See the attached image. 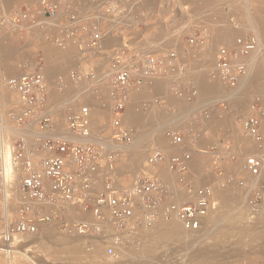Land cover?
Returning a JSON list of instances; mask_svg holds the SVG:
<instances>
[{
    "label": "built area",
    "instance_id": "2783aa9c",
    "mask_svg": "<svg viewBox=\"0 0 264 264\" xmlns=\"http://www.w3.org/2000/svg\"><path fill=\"white\" fill-rule=\"evenodd\" d=\"M139 1L39 0L15 8L4 21L9 26L23 24L30 34L39 33L51 46L82 63L70 73L71 88L85 83L94 102L67 103L59 112L42 69L23 71L5 81L6 88L16 94L13 125L33 131L29 138L0 148V160L8 161L21 195L15 220L7 223L1 235V250L7 258L16 239L34 236L40 226L62 219L70 220L63 226L65 232L98 240L111 258L159 221L176 219L185 232L198 233L214 210V188L199 184L192 154L185 150L179 133L166 131L169 147L150 150L138 172L122 169L117 149L131 145L135 138L133 128L124 122L133 95L154 94L160 83L177 98L194 100L198 90L189 80L191 61L201 62L198 58L213 43L211 30L218 22L216 16L210 24L205 17L191 21L183 1L165 0L158 11L164 20L156 21L153 34L168 33L167 39L132 40L129 31L142 33L144 11ZM225 11L238 34L230 44L221 41L206 76L235 88L259 39L240 31L237 18ZM64 82L58 79L57 94L66 91ZM97 109L106 111L109 118L104 130L93 126ZM243 130L252 143L262 144L257 117L248 116ZM213 168L219 171L216 165ZM240 174L244 181L230 177L227 182L247 190L248 207L258 212L264 198L263 160L246 155Z\"/></svg>",
    "mask_w": 264,
    "mask_h": 264
},
{
    "label": "rangeland",
    "instance_id": "374dc122",
    "mask_svg": "<svg viewBox=\"0 0 264 264\" xmlns=\"http://www.w3.org/2000/svg\"><path fill=\"white\" fill-rule=\"evenodd\" d=\"M4 1L7 3H5ZM38 1L39 0H0V139L2 140L3 138L6 144L15 139L23 138L21 136L12 137L11 135H9L8 131L10 128L15 127L20 130L26 129L23 127H17L16 125L14 126L11 121L12 114L16 106V94L8 90L4 85L5 81L11 76L20 75L23 71L33 72L42 69L43 72H46V80L49 81L51 99H53L54 105H59V110H58L59 112L62 111L63 108L62 105H65L67 103L77 102L78 105H86V104L91 105L92 103H94L91 96L88 94L89 91L86 90L88 89V86L85 83L74 86V88H71L73 87V85H71L70 82V73L73 70L80 68L82 66V63L76 61L73 55L63 53L60 50H57L56 48L51 46L50 43L46 41V39L43 36L41 35L38 36L39 33L33 32L30 34L25 27H22L23 24L21 26H9V24L7 25L4 23L6 19L8 18L10 19L11 13L15 8L31 6L37 3ZM142 1L144 0H140L138 2L139 8H141V10L144 11L143 12L144 18H142V22H141L142 25L140 24L141 27L139 28L142 33L140 35H137V33H134V30L131 29L132 31L128 32L127 35L128 38H131L132 40L140 38L141 40H144L145 42L148 43L150 41H153L155 43L156 39L158 40L161 38L167 39V36L169 35L168 33L158 32L156 34H153L156 31L155 30L156 21L158 19L164 20V17L163 16L161 17L158 11H162L161 6L163 2L165 3V0H153V1L145 0L144 3ZM181 1L183 2L185 1L184 5L187 7V11L189 15L192 16L191 21H197L199 18L205 16V20H207V23L210 24L213 23L211 22L212 16L217 17L218 22H216L215 24L216 26L212 27L211 30L212 41L214 40L215 43L213 42L212 45H210V49L208 47L204 52L200 54L198 60L201 61L202 63L197 61H191V68H190L191 73L189 77V80H191L196 86H198V84H200L201 82L211 85L214 81L213 82L209 81L206 75L209 68H211L210 66L212 65L213 62L214 53L220 47L221 44V41L217 39V32L218 33L220 32L222 34L229 33L230 40L228 39V41H224L225 43L227 42L226 44H230L235 38V36L238 34V31L232 28V25L228 21L229 18L222 13V9L226 8L225 12L227 13H229V10L231 8H232L231 11H233L234 9L233 13L234 12L235 13L233 14V16L237 18L236 21H238V23H240L241 26L243 25L244 27H246L245 26L246 19L245 17L241 16L243 13H241L238 10L239 1L241 3L244 0H217L216 2L215 0H213L214 1L213 4H211L212 2H210V0H204L200 3L197 2L195 3L194 1L196 0H181ZM247 1L249 2V4L252 5L253 7L251 9L252 11L254 10V7L258 8L256 9L257 10L256 13L258 16H261L263 19V22L261 24V28L263 30V31L261 30L262 31L261 38H262V42H264V15H262L263 13H260V12H264V0H247ZM207 2H209V5ZM214 3L221 4L220 5L221 7L219 6L218 8L217 6L219 4L214 5ZM230 3L233 5H231ZM234 3H237L238 7L237 6L235 7L234 5L236 4ZM214 11L216 12L218 11V12L215 13ZM231 11L229 14H227L228 16L232 15ZM243 26L240 31L250 32L249 29L243 28ZM219 28L221 31L218 30ZM163 30L165 31L164 28ZM202 58L207 60L203 62L204 59L202 60ZM202 64H204V66ZM59 78H62L63 81L67 82L66 83L67 89L66 91L62 90L61 94H57ZM156 86L157 85H155V88ZM220 86L221 89L223 90L232 89L229 88L228 86L226 88V86L225 85L223 86V84L221 83ZM164 88L165 87L163 85L161 87V84H159V86L156 88L158 91L154 89V94L148 93L147 91L136 94L135 97L132 98V102L130 105L127 106V108L131 107L133 113L143 115L144 117L146 116V118L148 117L147 119L149 118L151 119L145 125L146 130L148 128L156 127L157 129L156 132L159 133V135L161 134V136L163 137H165L164 135L166 131H168L169 129H172L174 132L179 133V135L182 137L185 150L190 151L192 154L193 173L195 174V176L199 178V184L210 185L211 187L214 188L216 194V199L214 203L215 205H214V210L209 215V217L216 216L215 214L218 213L217 215L222 214L223 215L222 219L226 220L227 222H230L228 220V218L230 217L235 218L236 222L238 221V219L241 220L239 223V225H241L240 229H243L244 227L243 230L247 229L248 231L247 235L243 236L245 239H243L242 235L239 234L240 233L239 231H238L239 233L234 231L233 233L230 232L232 233L231 236L230 233H227L225 236L220 238L215 236H213L214 238L204 237L203 239L200 238L199 241H196L198 240L197 238L198 235L200 234L198 233V235H196L197 238L196 237L194 238L195 235L194 236L191 235L190 236L191 238H189L190 240L194 239L195 241H190L187 239V237L184 238L181 237V241H179L180 240L179 239L177 240L178 241L177 242L176 240L172 239L177 235L175 234L171 238L163 239L162 242L163 244L160 243L158 244V246L154 245L153 248L154 251H152V254L150 252L143 256L140 255L141 254L140 250H142V248L145 245L142 243H144V241L146 243L149 237H145V233H142L139 237H136L130 240L129 242H127L125 246L122 247L121 249H117V251H115L114 256L110 258L106 256L104 257L105 250L102 249V246L100 245L98 240L96 242V239L94 240L85 239V238L76 239L75 238L76 235L68 233L67 231L65 232L63 226L68 225L70 220L68 219L67 221H63L62 219V221L54 222V224L53 223L47 224L48 226L47 225L44 226V229L42 230L40 228L38 230L40 232H38L34 236H30L28 238L24 237L22 241H26V245L23 248L21 247L16 249L17 255L18 254L26 255L33 262V264H51L50 263L51 261L52 264L53 261L56 264L59 263L60 264H67V263L68 264L71 263L72 264H118L119 262H121L119 264H138L140 262L141 263L143 262L142 264L144 263L148 264V262L150 264H169L170 261H171L170 264L172 263L176 264L177 263L176 261H178V263L180 264L183 263L184 264H264V236L259 239L257 238L255 239V236L252 235V233L257 234L258 232L264 234V206H263L264 198L262 202L263 207L261 206L259 212L252 211L248 207V201H247V196L249 194L248 191L244 189L236 188L234 187V185L233 186L231 185L232 183L229 184L227 182L230 177H234L235 179H242V181L245 180V178H243V176H241L240 174V167H242V164L244 162V157L246 155L251 156V152H248V149L249 147L251 148L252 142L250 141V139L247 137L246 133L243 130V121L248 117V114L245 115L243 112L237 111L230 104L217 101V99L212 96H208V98L207 96L206 97L203 96L198 106H191L189 105V102L177 98L176 96L171 94L168 91V89L165 90ZM259 89L260 87L258 83H256L253 87L249 89V94L246 96L247 99L245 98L244 101V105L248 104L249 106L250 104V106L252 105L254 107L253 112L255 113L264 112V102H263L264 93L260 91L261 89L260 90ZM5 93L7 95L6 98L4 99L3 96L5 95ZM249 97H251V99ZM96 111L97 113H103L105 116L103 123L96 125V127H101V130H104L106 128V124L109 121L107 113L106 111L101 109H97ZM257 118L259 119L262 142L264 143V130H263L262 120L260 117ZM173 119L174 120L177 119L176 121H180L181 124L180 123L174 124L173 122H171L174 121ZM168 120L171 121L169 122ZM164 121L167 122L165 123ZM125 124L133 128L135 136L139 134V130H140L139 127L137 128L126 122ZM154 135H156V133ZM10 139L12 140L10 141ZM162 142L164 143L163 140ZM154 146H155L154 144L153 146L148 144V146L145 147L146 151L144 153V156L139 160L135 161L137 162V164L136 163L134 164L133 162L132 165L134 166H132L131 163H127L126 161H123L125 159L122 156L120 160L122 163V169L125 170L124 172L126 173L138 172V164L142 165L145 162L149 151L152 150ZM198 150H202L203 153H198ZM213 165H216L219 171L216 172L215 168H213ZM12 174L13 173H11V175ZM2 175L3 172L1 171L0 173L1 180L3 179ZM14 182L15 183L14 184L12 183L11 186L9 187L11 192L7 196V201H6V197L2 195V191H1L2 189L0 187V228L2 227V229H0V240L3 232L2 230H4V225H5L4 223L6 218H7V223H12L15 220L14 219L16 215L15 211L20 206L18 200L19 196L17 193L18 183L15 180ZM11 195H13V197ZM220 207L222 208V210H220L221 209ZM218 209L221 212H219ZM3 217L5 220L3 219ZM209 224L210 221L207 220L203 229L204 232H206L205 229L207 228H208L207 231H209L210 228ZM252 228H254L257 232ZM41 232H43L45 235L44 234L42 235ZM148 233L149 232H146V234ZM54 234H56V236L58 237H56ZM236 234L238 235L237 238L235 239ZM63 235L65 238L63 237ZM227 236H229L230 238ZM43 237L44 238L54 237V238H50V239L46 238L47 239L46 241ZM250 237L253 239H250ZM58 238L60 240L62 238H63L62 240L67 239V241H72V242L73 241L75 242L76 240L79 241V242L76 241L75 243L79 244L80 247L84 250L83 255L73 260H67V259L61 260L52 257V254L50 253L51 251L53 250L64 251L66 247L63 246L64 247L63 248L60 241L58 242L60 243L61 248L59 247L58 243H56L57 245H55L54 241L57 240ZM186 239L189 242H187ZM246 239L248 240L247 242L245 241ZM182 241H185L186 244H184V242L180 243ZM148 245L150 246L149 243ZM139 246L142 247H140V249H137L139 248ZM1 247L2 244L0 242V249ZM100 247L103 250V253H99L97 259L95 258V260H93L90 256L87 255L89 250L90 251L93 249L96 250V248H100ZM123 252L124 254H121ZM131 252L132 255L135 254L136 256H132ZM84 254H86L87 257L84 256ZM128 255L130 258L128 257ZM145 256L146 258L149 257L147 259V261L150 259L148 262L146 261L145 258H143L142 261L141 257H145ZM139 257L141 260L139 259ZM175 258L178 260H175ZM137 259H139L140 261L138 260L139 261L138 262ZM20 264H30V262L27 261V259H21Z\"/></svg>",
    "mask_w": 264,
    "mask_h": 264
},
{
    "label": "bare ground",
    "instance_id": "6f19581e",
    "mask_svg": "<svg viewBox=\"0 0 264 264\" xmlns=\"http://www.w3.org/2000/svg\"><path fill=\"white\" fill-rule=\"evenodd\" d=\"M145 1V0H144ZM144 1H142L143 3H144ZM153 1V0H152ZM217 0H215V2H216ZM5 2V1H4ZM185 2V1H184ZM210 2H212L211 4H213V0H210ZM5 3H7V2H5ZM208 3V5H209V2H207ZM232 3V2H231ZM230 3V4H231ZM184 4V3H183ZM219 3H214V5H218ZM234 4H236V5H234L235 7L237 6L238 7V5H239V11L241 12V13H243L241 16H243V17H245V26L246 27H244L243 25V28H247V29H249L250 30V32H252L254 35H256L257 36V38L259 39V45H258V47H257V49L250 55V57H249V62H248V66H247V71H246V74H245V76L239 81V83L237 84V86L235 87V88H232V89H228V90H223V89H221V86H220V83H218L217 81H214L211 85H209V84H206V83H200V81H199V83L200 84H198V86H197V90H198V94H197V97L194 99V100H192L191 102H189V105H191V106H198V104H199V102L201 101V99H202V97L204 96V97H206L207 96V98H208V96H212V97H214V98H216L217 99V101H221V102H225V103H228V104H230L232 107H234L237 111H241V112H243L245 115H247L248 114V116H256V117H260L261 118V120H262V124H263V130H264V112L262 113V112H258V113H255V112H253V109H254V107L251 105L250 106V104H249V106H248V104L247 105H244V101H245V98H246V96L249 94V89L251 88V87H253L256 83H258V85H259V87H260V91L261 92H263L264 93V42H262V38H261V32L263 31L262 30V28H261V24H262V22H263V19H262V17L261 16H258L257 15V13H256V9H258L257 7L255 8L254 7V12L251 10L253 7H252V5L251 4H249V2L247 1V0H244V1H242L241 3H240V1H239V4L237 5V3H234ZM259 4V3H258ZM7 5V4H6ZM144 5V4H143ZM142 5V6H143ZM221 4H219L217 7L219 8V6H220ZM231 5H233V4H231ZM213 6V5H212ZM211 6V7H212ZM210 7V6H209ZM214 7V6H213ZM212 7V8H213ZM216 7V6H215ZM221 7V6H220ZM206 8V7H205ZM230 8H231V6H230ZM201 9H202V7H201ZM204 9V8H203ZM209 9V8H208ZM263 9V8H262ZM229 10V9H228ZM231 10H232V8H231ZM233 11H234V9H233ZM233 11H231L232 12V16H233V14L235 13H233ZM238 11V12H239ZM202 12V11H201ZM215 13H217L216 11H214ZM237 12V13H238ZM239 12V13H240ZM204 13V12H203ZM220 13V12H219ZM227 13V12H226ZM230 13V12H229ZM229 13H227V14H229ZM238 13V14H239ZM260 13H263L262 15H264V12H260ZM205 14H206V12H205ZM204 14V15H205ZM235 16H236V14H235ZM205 17V16H204ZM261 18V19H260ZM237 20V19H236ZM243 24V23H242ZM222 29V28H221ZM219 31H221L220 30V28L218 29ZM262 30V31H261ZM215 33H216V31H215ZM213 34H214V32H213ZM135 37V36H134ZM216 39V38H215ZM217 39H219V41H228V39L230 40V36H229V33H225V34H222V33H218L217 32ZM136 40V39H135ZM213 42H214V40H213ZM215 43V42H214ZM219 43V42H218ZM227 43V42H226ZM217 44V43H216ZM212 45V44H211ZM214 48V47H213ZM209 49H210V46H209ZM208 49V50H209ZM208 52V51H207ZM211 52V51H210ZM209 52V53H210ZM208 55V54H207ZM210 55V54H209ZM212 55V54H211ZM206 57V56H205ZM208 58V57H207ZM212 58V57H211ZM210 58V59H211ZM204 58H202V60H203ZM205 60H207V59H204V61L203 62H205ZM212 60V59H211ZM202 63V62H201ZM203 66H204V64H202ZM210 65V64H209ZM208 65V66H209ZM200 66V65H199ZM207 66V65H206ZM205 66V67H206ZM202 67V66H201ZM211 67V66H210ZM200 68V67H199ZM210 69V68H209ZM44 74H45V77H46V72H44ZM196 75V74H195ZM193 76V75H192ZM201 77V76H200ZM197 80V79H196ZM195 80V81H196ZM199 80V79H198ZM204 82V81H203ZM159 84L160 83H158L157 84V86H156V88L159 86ZM224 86V85H223ZM161 87H162V85H161ZM156 88H154L155 90H157ZM226 88H227V86H226ZM255 88V87H254ZM159 89H160V87H159ZM165 89V88H164ZM258 89V88H257ZM161 90H163V89H161ZM158 91V90H157ZM165 91V90H164ZM252 91H254V90H252ZM257 92H258V90H257ZM8 93V92H7ZM12 93V92H11ZM156 93V92H155ZM251 93V92H250ZM13 94V93H12ZM6 93H5V95L3 96V98L5 99L6 98ZM136 95V94H135ZM135 95H133V98L135 97ZM250 96V95H249ZM254 96V95H253ZM211 97V98H212ZM2 98V99H3ZM206 98V99H207ZM250 99H251V97H249ZM248 98V99H249ZM247 99V98H246ZM253 99V98H252ZM264 99V98H263ZM209 100V99H208ZM260 101V100H259ZM255 102V101H254ZM253 102V103H254ZM264 102V101H263ZM8 103V102H7ZM7 103H5V104H7ZM10 103H12V102H10ZM211 103H212V101H211ZM248 103V102H247ZM250 103V102H249ZM252 110V111H251ZM250 112V113H249ZM104 118H105V116H104V114L103 113H95L93 116H92V123H93V126H96V125H98V124H101V123H103V121H104ZM148 118V117H147ZM146 118V116L144 117L143 115H139V114H135V113H133V111H132V109H131V107H128L127 108V112H126V114H125V117H124V122H126V123H129V124H131L132 126H135V127H139L140 128V130H139V134H137L136 136H135V138H134V141H133V143L131 144V145H129V146H126V147H120V148H118V150H119V154L121 155V157L123 156V158L125 159V160H123V161H126L127 163H131V165L133 164V162H134V164L136 163L137 164V162H135L136 160H139L140 158H142L143 156H144V153H145V147H147L148 146V144L149 145H152L153 146V144L155 145L154 146V148H159V149H166L167 148V146H168V144H167V142H166V139H165V137H163V136H161V134L159 135V133H157L156 132V127L155 128H148L147 130H146V127H145V125L149 122V120H151L150 118L149 119H147ZM156 119V118H155ZM155 119H154V121H155ZM174 120V119H173ZM177 120V119H176ZM176 120H174V121H171V122H173L174 124H181V122L180 121H176ZM153 121V122H154ZM159 121V120H158ZM163 121V120H162ZM169 121V120H168ZM169 121V122H170ZM152 122V121H151ZM160 122V121H159ZM165 122V121H164ZM167 122V121H166ZM165 122V123H166ZM157 123V122H156ZM158 124V123H157ZM145 128V129H144ZM143 130V131H142ZM144 130H146V131H144ZM168 131H172L173 132V130L172 129H169ZM32 130L31 129H29V128H26V129H23V130H20V129H18V128H15V127H12V128H10L9 129V131H8V134L9 135H11L12 137H18V136H21V137H26V138H29L30 136H31V134H32ZM156 133V135H154ZM8 136V135H7ZM8 139V138H7ZM1 140V139H0ZM9 140V139H8ZM12 139H10V141H11ZM162 140L164 141V143L162 142ZM160 141H161V143H160ZM156 142H158V143H160V144H158V143H156ZM3 144H5V142H4V139L2 138V140H1V143H0V148H1V146L3 145ZM159 146H158V145ZM249 144V143H248ZM248 152H251V156H255V157H258V158H261L262 160H263V162H264V143L262 142V144L261 145H258V144H255V143H252L251 144V148L249 147V149H248ZM143 161V160H142ZM193 161V160H192ZM139 162V161H138ZM141 162V161H140ZM193 163V162H192ZM132 166H134V165H132ZM137 166V165H136ZM141 166L142 165H139L138 164V170L141 168ZM127 168H128V166H127ZM131 168V167H130ZM134 168V167H133ZM132 168V169H133ZM134 170V169H133ZM1 171L3 172V179L1 180V178H0V183H1V191H2V195L4 196V197H6V201H7V196L9 195V193L11 192V190L9 189V187L11 186V184L13 183H15L14 182V176H13V174L11 175V173H13L12 172V168L10 167V165H9V163H8V161H6L5 163H3L1 160H0V173H1ZM136 171V170H135ZM126 173V172H125ZM13 186V185H12ZM17 188V187H16ZM14 190V189H13ZM13 190H12V192H13ZM15 191H16V189H15ZM14 191V192H15ZM17 193H18V196H19V198H18V200L20 199V197H21V195H20V192H19V190H17ZM16 193V194H17ZM217 193V192H216ZM12 194V193H11ZM14 194V193H13ZM12 197H13V195H11ZM12 200V199H11ZM220 202V201H219ZM15 203V202H14ZM19 204V203H18ZM20 205V204H19ZM221 206V205H220ZM263 206H264V204H263ZM262 206V207H263ZM221 208V207H220ZM219 210V209H218ZM217 210V211H218ZM220 210H222V208L220 209ZM219 210V212H221ZM6 212V211H5ZM16 212V211H15ZM69 212H71V211H68V213ZM259 212V211H258ZM217 213V212H216ZM218 214V213H217ZM217 214H215L216 216H211V217H208L207 218V220H209L210 221V224H209V231H207V229H205L206 230V232H204L203 230V232L202 231H200V232H198V233H200L199 235H198V233H194V234H190V233H187V232H185L184 230H183V228H182V226H181V224H180V222L178 221V220H176V219H172L171 221H159L155 226H154V228H152V229H148V230H146L145 232H143V233H145V237H149V239H147V241H146V243H145V241L144 240H142V241H144V243H142V244H145L144 245V247L142 248V250H140L141 252V254L140 255H145V254H147V253H150L151 252V254H152V251H154V245H156V246H158V244H163L162 242H163V239H166V238H171V237H173L175 234H177L174 238H176V239H174V238H172L173 240H179V241H181V237H187V239L188 240H190L189 238H191L190 236L191 235H195L194 236V238L196 237V235H198V240H196V241H199L200 240V238L201 239H203L204 237L206 238V237H210V238H212L213 236H215V237H223V236H225L227 233H230V232H237V233H239L240 235H242V237L243 236H245V235H247V229L246 230H243L244 229V227H243V229H240V226L241 225H239V223H240V221L241 220H239L238 219V221L236 222V220H235V218H233V217H230V218H228V220L230 221V222H227L226 220H224V219H222V217H223V215L222 214H219V215H217ZM3 219H4V217H3ZM2 220V219H1ZM5 220V219H4ZM67 221V220H66ZM5 225H4V228H5V226L7 225V218H6V220H5V223H4ZM54 224V223H53ZM46 226V225H45ZM48 226V225H47ZM247 226V225H246ZM43 227V228H42ZM249 227V226H248ZM41 228V230L42 229H44V226H40L39 227V229ZM51 228V227H50ZM50 228H48V229H50ZM53 228V227H52ZM0 229H2V227L0 228ZM252 229H254V228H252ZM251 230V229H250ZM255 230V229H254ZM3 231V230H2ZM239 231V232H238ZM253 231V230H252ZM256 231V230H255ZM38 232H40V231H38ZM50 232V231H49ZM48 232V233H49ZM146 232H149L148 234H146ZM250 232V231H249ZM257 232V231H256ZM42 233V235L44 234L43 232H41ZM46 233H47V231H46ZM57 233V232H56ZM232 233H230V236H231V234ZM50 234V233H49ZM53 234V233H52ZM45 235V234H44ZM46 235H48V234H46ZM55 236H56V234H54ZM53 235V236H54ZM58 235V234H57ZM147 235V236H146ZM237 235L238 234H236V236H235V239L237 238ZM252 235H254L255 236V239L257 238V239H259V238H261V237H263L264 236V234H262V233H260V232H258L257 234H255V233H252ZM61 236V235H60ZM59 236V237H60ZM253 236V237H254ZM56 237H58V236H56ZM63 237H64V235H63ZM144 237V236H143ZM227 237H229V236H227ZM239 237V236H238ZM241 237V236H240ZM241 237V238H242ZM247 237V236H246ZM28 238V237H27ZM44 238V237H43ZM43 238H41V239H43ZM47 237H45L44 239L47 241V239H50V238H54V237H49V238H47ZM65 238V237H64ZM75 238L77 239V238H79V239H81L80 237H77V236H75ZM193 238V237H192ZM214 238V237H213ZM230 238V237H229ZM63 239V238H62ZM61 239V240H62ZM82 239H84V238H82ZM142 239H144V238H142ZM186 239V240H187ZM231 239H233V238H231ZM243 239H245L244 237H243ZM250 239H253V238H251L250 237ZM59 238L57 239V240H55L54 242H55V245H57L56 243H58L59 244V247H60V243H61V245H62V247L63 246H66L65 247V249H64V251L63 250H53V251H51L50 253L52 254V257H54L55 259H61V260H63V259H67V260H73V259H77V258H79L81 255H83V252H84V250L80 247V245L79 244H77V243H75L74 241L72 242V241H67V239H64V240H62L61 241ZM69 240V239H68ZM94 240V239H93ZM146 240V239H145ZM173 240H171V241H173ZM187 240V242H189ZM58 241H60V243L58 242ZM190 241H195L194 239L192 240H190ZM246 242L248 241L247 239L245 240ZM41 242V241H40ZM77 242H79V241H77ZM96 242H97V240H96ZM178 242V241H177ZM184 242V244H186V242L185 241H182V242H180V243H183ZM243 242V241H242ZM37 243V242H36ZM47 243V242H46ZM51 243V242H50ZM49 243V244H50ZM148 243L150 244V246L148 245ZM195 243V242H194ZM38 244V243H37ZM48 244V243H47ZM52 244V243H51ZM54 244V243H53ZM65 244V245H64ZM239 244H240V242H239ZM25 245H26V241H22V239L19 241V239H16L15 240V243H14V247H15V249H14V251H13V253H12V256L10 257V258H7L6 256H5V254L2 252V250L0 249V264H7V263H10V264H20L21 263V259H27V261H29L30 262V264H33V262L26 256V255H23V254H18L17 255V250L16 249H18V248H23V247H25ZM94 245V244H93ZM148 245V246H147ZM50 246V245H49ZM54 247H56V246H54ZM140 247H142V246H139V248H137V249H140ZM45 248V247H44ZM61 248V247H60ZM64 248V247H63ZM92 248V247H91ZM94 248V247H93ZM103 249V248H102ZM101 249V247L100 248H96V250L95 249H93V250H89V252H88V256H90L93 260H95V258L97 259V256H98V254L99 253H103V250ZM119 249H121V248H119ZM155 249H157V248H155ZM41 250V249H40ZM86 250V249H85ZM88 250V249H87ZM130 251V250H129ZM121 252V251H120ZM121 254H124V252L123 253H121ZM126 254V253H125ZM128 254V253H127ZM134 254V253H133ZM104 255V254H103ZM131 255H132V252H131ZM130 255V256H131ZM150 255V254H149ZM84 256H86V254H84ZM83 256V257H84ZM121 256H123V255H121ZM132 256H136L135 254L134 255H132ZM87 257V256H86ZM104 257H105V255H104ZM128 257H129V255H128ZM137 257H138V255H137ZM153 257V256H152ZM155 257V256H154ZM85 258V257H84ZM124 258V257H123ZM127 258V257H126ZM130 258V257H129ZM142 258V261H143V258H145L146 259V261H147V259L149 258H146V256L145 257H141ZM151 258V257H150ZM100 259V258H99ZM139 259H140V257H139ZM139 259H137V261L139 260ZM152 259V258H151ZM61 260H59V261H61ZM87 260H88V258H87ZM121 260V259H120ZM141 260V259H140ZM139 260V261H140ZM150 260V259H149ZM148 260V261H149ZM175 260H178V259H176L175 258ZM136 261V260H135ZM138 261V262H139ZM147 261V262H148ZM182 261V260H181ZM68 262V261H67ZM67 262H65V263H67ZM177 263L176 264H180V263H178V261H176ZM51 264H52V261L50 262ZM55 262L53 261V264H54ZM75 263V262H74ZM77 263V262H76ZM81 263V262H80ZM83 263V262H82ZM119 263H121V262H119ZM118 263V264H119ZM143 263V262H142ZM141 262L140 263H138V264H142ZM152 263V262H151ZM167 263H169V262H167ZM170 263H171V261H170ZM169 263V264H170ZM56 264V263H55ZM60 264V263H59ZM68 264V263H67ZM72 264V263H71ZM145 264V263H144ZM148 264H150L149 262H148ZM173 264V263H172ZM175 264V263H174ZM184 264V263H183Z\"/></svg>",
    "mask_w": 264,
    "mask_h": 264
}]
</instances>
